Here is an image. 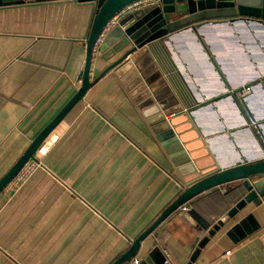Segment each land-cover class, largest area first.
Wrapping results in <instances>:
<instances>
[{"label": "crops", "instance_id": "obj_1", "mask_svg": "<svg viewBox=\"0 0 264 264\" xmlns=\"http://www.w3.org/2000/svg\"><path fill=\"white\" fill-rule=\"evenodd\" d=\"M92 18L91 7L68 0L0 6V179L81 87ZM208 30L220 73L232 75L224 37H211L215 30ZM104 41L93 58L91 81L114 62L103 58L110 47H102ZM182 45L187 53V42ZM197 60L188 79L178 69L172 74L173 83L192 98L189 84L203 96L199 86L213 92L227 83L224 76L205 74ZM253 65L261 75L262 67ZM47 141L48 153L38 157L44 168L16 194L0 195V264H113L183 191L175 166L186 155L203 163L213 156L189 127L158 140L114 72L93 85ZM242 194L225 186L197 197L146 237L123 264H166L165 250L171 254L169 264H189L199 243L232 210L231 197L236 204ZM193 264H264V204L241 209Z\"/></svg>", "mask_w": 264, "mask_h": 264}, {"label": "water", "instance_id": "obj_2", "mask_svg": "<svg viewBox=\"0 0 264 264\" xmlns=\"http://www.w3.org/2000/svg\"><path fill=\"white\" fill-rule=\"evenodd\" d=\"M27 1L29 0H0V6ZM68 1L93 9L86 39V64L81 76V87L57 117L37 136L17 163L0 179V195L22 168L36 158L43 143L68 113L84 99L93 85L107 73L114 72L122 80L158 140L167 136L174 137L179 128L189 127L200 134L213 156L203 163L192 155H186L184 160L175 166L183 184V191L129 251L113 264L130 261L139 252L141 242L146 237L154 233L175 212L188 207L197 197L220 191L225 186L239 189L243 192L242 197L199 243L189 263L193 264L210 240L236 217L241 209L252 203L257 207L264 204V146L260 144L249 118L257 124L263 142L264 123L262 125L261 118L253 114L248 96L237 97L238 93L250 87L252 93L257 88L264 92V81L251 85L262 76L255 74L256 80L251 81L249 77L247 80L243 77L233 80V75L229 76L225 72L221 74V64L212 57L208 43L209 28L233 26L238 30L239 26L248 23L259 24L264 29V0H159L149 8L128 12L114 30L105 36L102 47H110L103 58L107 62H114L94 81L90 80V75L98 38L119 12L140 0ZM185 39L211 65L216 77L220 80L223 79L222 76L226 77V84H221L213 92H205L207 89L199 86L203 96L198 88L189 84L192 98L173 83L172 74L175 69H178L185 79L189 78L186 66L178 59V44ZM256 64L259 66L258 62ZM186 65L189 68L188 64ZM228 105L236 109L239 121L230 122V116L225 111ZM240 135L244 139L243 144L238 141ZM219 137L227 139L226 155L216 148ZM247 144L250 146L247 147L248 151L243 148ZM202 223L206 228L209 227L205 220H202Z\"/></svg>", "mask_w": 264, "mask_h": 264}, {"label": "rangeland", "instance_id": "obj_3", "mask_svg": "<svg viewBox=\"0 0 264 264\" xmlns=\"http://www.w3.org/2000/svg\"><path fill=\"white\" fill-rule=\"evenodd\" d=\"M213 29L215 30V32H213V33L210 32V36L214 37L215 33H216V35H218V34L222 35L224 37V40H222L224 46L228 47L230 49L231 58H230V60H228V63H229V69H230L233 77H240V78L243 77L244 78L246 76L241 75V72H244L247 76H249L251 81L254 80L256 78L255 74L258 72V69L256 72L255 71L256 66L253 65V63L258 62V64L262 67L261 68L262 71H261L260 76H262L261 78L264 80V29L261 30V29L255 27V25H250V24H248L247 27H245L244 29L240 28V26H239L238 30L234 29V28L231 30H229L228 28H219V29L213 28ZM184 42H186V41L181 42V45ZM178 45L180 46V54H178V56L184 63L188 64V66L190 68V70L188 72L189 76L192 72L191 71V65L192 64L195 65L194 61L197 59H198L197 61H199L202 65V67L204 68L205 74H208L210 77H211V75L213 76V71H212L211 65L208 62H206V60L203 56H201L199 53H196L194 48H189V44L187 43V53H186V51L184 50V46L183 45L181 46L180 44H178ZM213 45H214V43H213ZM194 54H196L195 59H193ZM218 56H219L220 60L223 62V59H222L223 55L218 54ZM259 80H261V79H259ZM259 80H256V81H259ZM203 88L205 89V87H203ZM249 89H250V92L245 97L248 96V98H249L248 102L253 107V114L254 115H257V114L261 115L260 122L262 124V122L264 121V92L260 88H257V90H254L255 96H253L252 94H254V93H252V91H251L252 88L250 87ZM237 97L240 98L238 94H237ZM225 111L230 116L229 117L230 122L231 121L237 122V120L239 121V115H238V112L236 111L235 108L228 105V107L227 106L225 107ZM250 120L251 119L249 118V121ZM256 126H257V124H256ZM239 137L240 138L238 139V141L241 144H243L244 139L242 138V135H240ZM224 139H222V137L218 138V143H216V148L218 150H220L221 154L226 155L227 151H228V146H227V144L225 145L226 140H224ZM245 146H248V144ZM248 147L250 148V146H248Z\"/></svg>", "mask_w": 264, "mask_h": 264}, {"label": "built area", "instance_id": "obj_4", "mask_svg": "<svg viewBox=\"0 0 264 264\" xmlns=\"http://www.w3.org/2000/svg\"><path fill=\"white\" fill-rule=\"evenodd\" d=\"M159 2V0H140L137 1L133 4H131L129 7L124 9L123 11L119 12L109 23L108 25L104 28L102 34L98 38L96 42V46L94 48V55H96L100 51V46L104 41V38L106 34L114 29L119 21L128 13V12H134L138 11L141 9H146L151 6L156 5ZM80 84H82V80L80 81ZM250 92L249 88L244 89L243 92L238 93L239 97H245L248 95ZM245 94V95H244ZM251 124L254 128V130L259 133V130L257 129V126L254 121L250 120ZM260 134V133H259ZM50 149V143L46 140L43 145L40 147L36 154V158L33 160H30L19 172V174L14 178L10 184L5 188L4 192L8 195H14L16 194L22 187L23 185L31 178V176L37 172L39 169L44 168V164L42 162V157H44ZM40 157V158H38ZM165 254V263L169 264V258L171 257V254L168 252V250L164 252Z\"/></svg>", "mask_w": 264, "mask_h": 264}, {"label": "trees", "instance_id": "obj_5", "mask_svg": "<svg viewBox=\"0 0 264 264\" xmlns=\"http://www.w3.org/2000/svg\"><path fill=\"white\" fill-rule=\"evenodd\" d=\"M233 193V192H232ZM211 195H215L218 199L216 200V201H219V199L221 200V196H220V194H216V193H213V194H211ZM234 197V196H233ZM236 198V197H235ZM235 198H232L231 197V200H229L228 201V205H231V207L230 208H234L235 206H236V204L234 203V200H235ZM233 201V204H231V202ZM236 201H238V200H236ZM192 203V204H191ZM190 204L191 205H193V201L191 202ZM190 204H189V206H190ZM233 205V206H232ZM228 208H229V206H228Z\"/></svg>", "mask_w": 264, "mask_h": 264}, {"label": "flooded vegetation", "instance_id": "obj_6", "mask_svg": "<svg viewBox=\"0 0 264 264\" xmlns=\"http://www.w3.org/2000/svg\"><path fill=\"white\" fill-rule=\"evenodd\" d=\"M247 25H248V23H244V24H242V26H241L240 28L244 29L245 27H247ZM230 27H231V28H228L229 30H231V29L234 28L233 26H230ZM255 27H257V28L263 30V29L261 28V25H259V24H255ZM180 43H181V42H179V44H180Z\"/></svg>", "mask_w": 264, "mask_h": 264}, {"label": "bare ground", "instance_id": "obj_7", "mask_svg": "<svg viewBox=\"0 0 264 264\" xmlns=\"http://www.w3.org/2000/svg\"><path fill=\"white\" fill-rule=\"evenodd\" d=\"M218 29V28H217ZM216 50V49H215ZM216 55V54H215ZM227 66V65H226ZM225 66V67H226ZM223 67V66H222ZM214 73V72H213ZM212 76V75H211ZM213 77V76H212ZM215 81V80H214ZM262 81V80H261ZM264 81V80H263ZM238 121V120H237ZM256 124V123H255ZM250 125L252 126L251 122H250ZM253 127V126H252ZM254 129V128H253Z\"/></svg>", "mask_w": 264, "mask_h": 264}]
</instances>
